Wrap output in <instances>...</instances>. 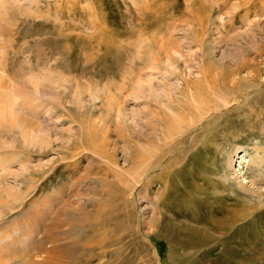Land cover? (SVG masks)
Listing matches in <instances>:
<instances>
[{
  "label": "rangeland",
  "instance_id": "1",
  "mask_svg": "<svg viewBox=\"0 0 264 264\" xmlns=\"http://www.w3.org/2000/svg\"><path fill=\"white\" fill-rule=\"evenodd\" d=\"M196 188L250 214L201 246ZM263 228L264 0H0V264H264Z\"/></svg>",
  "mask_w": 264,
  "mask_h": 264
},
{
  "label": "bare ground",
  "instance_id": "2",
  "mask_svg": "<svg viewBox=\"0 0 264 264\" xmlns=\"http://www.w3.org/2000/svg\"><path fill=\"white\" fill-rule=\"evenodd\" d=\"M210 78V77H209ZM207 79V78H206ZM158 120V119H157ZM232 165V163H230ZM234 166V165H233ZM230 171L233 169H229ZM227 170V171H229ZM228 173V172H227ZM263 176V175H262ZM236 178V177H235ZM240 184V183H239ZM191 189V188H190ZM249 189V188H248ZM194 190V191H193ZM190 193L188 192L187 189H182L180 192V194L184 197L183 201H181L180 206L181 209L183 210H195L196 207H200V205H203V207H207L206 208V212L204 213V215H200L198 212H196V214H194L195 216H197L200 220L204 221V225L203 222L201 221V226L196 227V228H189V232L192 233L195 232V234H198L196 236V239L193 241L195 243H200L201 246L206 245L208 243H210L211 241H213L214 239L219 241L218 239H216V237H214V235L210 234L209 232H205L208 231L209 229H212L214 231H218L220 230L221 232H223L224 234H228L230 233L231 229L234 228L235 223L237 222V216L240 220H242V216L248 217V215L250 214V211H245L240 213L239 215L237 213H235V210H229L227 211V214L223 213V211H221V209L218 210V208L216 207H212L211 203H209V199H207L208 197H204V198H200L199 195H201L200 189H193ZM251 190V189H250ZM253 194H251L252 196H255V189L254 191H252ZM258 195V194H257ZM186 198V199H185ZM256 198H260L261 196L258 195V197ZM188 199V200H187ZM228 199L227 197L225 198L223 196V198H221V200H226ZM180 201V200H178ZM212 207V208H211ZM211 208V209H210ZM175 208V211L180 213L183 212V210ZM187 210V211H188ZM218 210V211H217ZM185 212V211H184ZM201 212V211H200ZM244 213H247L246 215ZM207 214L209 215V217L207 216ZM219 214V219L217 220L215 218V216L217 217ZM211 215V216H210ZM225 215V217H223ZM181 216V215H180ZM223 217V218H222ZM203 226V227H202ZM205 227V228H204ZM208 228V229H207ZM262 230V229H259ZM264 230V228H263ZM258 232V230H257ZM251 239V238H250ZM255 240V239H254ZM216 241V242H217ZM221 241V240H220ZM250 241V240H249ZM256 241V240H255ZM264 241V240H263ZM226 244V243H225ZM264 245V244H263ZM257 248V247H256ZM255 249V248H254Z\"/></svg>",
  "mask_w": 264,
  "mask_h": 264
}]
</instances>
